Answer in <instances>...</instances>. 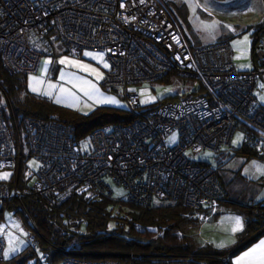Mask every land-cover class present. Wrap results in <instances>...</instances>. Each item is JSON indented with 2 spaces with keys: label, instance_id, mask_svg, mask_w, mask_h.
Here are the masks:
<instances>
[{
  "label": "built area",
  "instance_id": "2783aa9c",
  "mask_svg": "<svg viewBox=\"0 0 264 264\" xmlns=\"http://www.w3.org/2000/svg\"><path fill=\"white\" fill-rule=\"evenodd\" d=\"M58 50L72 56L104 52L109 68L101 86L124 89L125 111L138 118L95 129L80 142L73 126L55 121L24 118L10 128L0 89V172L17 168V181L23 162L33 158L39 163L35 183L23 193L17 183L0 182V204L32 192L53 206L81 190L113 200L110 180L124 188L121 200L129 204L150 208L178 202L198 213V220H209L225 191L215 169L195 158L230 147L238 129L242 144L264 154V107L253 94L264 76V35L253 45V69L238 71L228 42L191 47L160 0H0V66L6 72L27 77ZM172 76L189 80L195 90L136 112L138 95L126 88ZM174 132L178 143L169 146L166 139ZM259 208L264 203L252 210L254 216ZM26 238L37 264H124L74 256L51 263L45 254L38 257L35 240ZM5 248L2 232L0 262ZM219 261L226 264L229 256ZM150 264L205 263L193 256H169Z\"/></svg>",
  "mask_w": 264,
  "mask_h": 264
},
{
  "label": "trees",
  "instance_id": "16d2710c",
  "mask_svg": "<svg viewBox=\"0 0 264 264\" xmlns=\"http://www.w3.org/2000/svg\"><path fill=\"white\" fill-rule=\"evenodd\" d=\"M160 1L164 4L162 0ZM168 12L189 45L183 28L169 10ZM263 34L264 24L254 27L252 58L253 45ZM0 89L7 99L3 112L6 124L10 128L14 122L20 126L24 118L55 121L73 126L74 139L80 142L95 129L105 125H129L138 118L134 113L107 107L97 109L89 116H81L75 111L54 105L44 97L29 93L26 88V76L10 74L1 66ZM156 105L158 104L149 108ZM7 109L11 110L10 115L6 112ZM228 148L214 153L217 154L219 166L225 159L230 160L235 157L244 158L246 161L257 159L264 162V154L244 144L234 150H227ZM197 163L211 167L206 163ZM213 169L218 174V168ZM218 181L223 188L219 179ZM16 183L19 184L15 177V180L10 181L9 184L14 186ZM227 195L225 191L223 203L227 202ZM262 203L264 202L246 206L245 228L239 237V244H243L264 229V209L259 208L256 216L252 214V210ZM4 209H12L16 216L23 217L24 223L34 233L33 239L38 251L47 255L51 263L59 262L68 256L86 261L112 259L124 264H150L154 260L169 256L178 258L193 256L205 264H222L219 259L229 253L196 248L187 231L197 224L198 219L191 210L178 202L157 203L146 208L123 200L93 197L86 190H81L75 192L65 202L45 206L32 192H29L20 199H11L0 204V220ZM258 238H254L251 243L239 249L237 254ZM34 257H36L35 252L27 246L21 254L0 264H25L28 259ZM226 264H230V261Z\"/></svg>",
  "mask_w": 264,
  "mask_h": 264
},
{
  "label": "rangeland",
  "instance_id": "374dc122",
  "mask_svg": "<svg viewBox=\"0 0 264 264\" xmlns=\"http://www.w3.org/2000/svg\"><path fill=\"white\" fill-rule=\"evenodd\" d=\"M162 1L183 28L191 47L214 44L222 38H226L231 47L233 62L237 70L250 71L253 69L252 31L254 26H258L257 24L264 18V0ZM59 52H61L59 58L49 57L42 60L39 70V75L42 78L47 75V68L54 69L56 66L59 70L57 78H61L68 71L81 77L91 78L92 74L85 70V64L88 63L104 69L109 67L104 52L84 50L80 57L76 58L78 61L64 54L62 50ZM53 73L50 72V74ZM191 86L192 82L189 80L172 76L152 84L130 85L126 90L138 95L140 103V107L136 109L138 112L161 102L176 101L187 97L195 90ZM102 89L105 93L114 96L118 108L124 109L126 103L124 89L120 87L104 88L103 86ZM253 94L256 102L264 107V77L256 83ZM100 108L106 107H94L91 103L86 102L83 104L82 111L75 112L81 116H89ZM166 143L169 146L176 145L178 143L177 133L169 135ZM242 143L243 132L238 129L234 132L227 150H234ZM195 161L218 168L217 177L219 176L218 179L228 195L227 202L220 203L219 209L212 213L209 220H197V224L188 230L187 234L196 248L209 249L217 253L229 252L227 256H230V253L242 245L239 244V237L245 228L246 206L264 202V162L257 159L246 161L244 158L235 157L230 160L225 159L219 166L217 154L209 151L197 156ZM38 168L39 163L33 158L22 163L17 180L18 191L23 193L24 184L31 187L35 183ZM25 172L29 175L27 179L24 175ZM16 174L17 168L4 170L0 172V182L10 183L15 180ZM107 183L113 192V200H121L125 193L124 188L116 186L110 180H107ZM197 214L194 213L196 219H198ZM237 219L241 226L239 230L233 231L236 228ZM2 232H4L6 240V248L3 252V258L6 261L26 250L28 243L25 242V238L27 237V241L32 240L34 234L32 229L24 223L23 217L16 216L12 209H4L0 220V233ZM263 244L264 238H258L238 254L230 256V264L240 263L241 260L244 264H259L260 257L264 256V250L259 249ZM253 249H257V251L248 255L253 253ZM37 255L40 258L43 257L40 251L37 252ZM247 257L248 259L245 261ZM36 260V257L28 259L25 264H35Z\"/></svg>",
  "mask_w": 264,
  "mask_h": 264
},
{
  "label": "crops",
  "instance_id": "0c3cea01",
  "mask_svg": "<svg viewBox=\"0 0 264 264\" xmlns=\"http://www.w3.org/2000/svg\"><path fill=\"white\" fill-rule=\"evenodd\" d=\"M262 24H264V18L257 25L259 26ZM222 40L228 42L226 38H222ZM59 51L58 52L55 51L53 56L50 55L45 58H49V57H51L52 59L59 58L61 56V52ZM64 54L69 55L70 58L72 57L74 59L80 57V55L74 57L66 52H64ZM76 60L78 61V59ZM41 63L36 73L26 77V88L29 93L36 96L44 97L48 99L50 102H52L54 105L76 112L82 111L83 104L86 102L91 103L92 106L94 107L104 106L107 108L125 110V107H123L124 109L120 107L118 108L116 104L117 101L116 99H114V96L110 95L109 93H105L100 84L104 74L107 72L109 67L107 69H104L102 67L93 66L92 63H88L85 64L86 67L85 70L88 73L92 74L91 78L81 77L79 75L73 74L70 71L64 73L61 78L60 77L57 78L59 70L56 66V68L54 69L47 68V75L42 78V76L39 75ZM50 72L51 73L54 72V73L50 74ZM47 80L52 82H48ZM33 88H35L36 91H33L32 90ZM262 237L264 238V234L261 236V238ZM259 249L264 250V244L261 247H259ZM247 259L248 257L245 259V261ZM235 264H244V263L243 260H241L240 263H235Z\"/></svg>",
  "mask_w": 264,
  "mask_h": 264
},
{
  "label": "water",
  "instance_id": "95a60500",
  "mask_svg": "<svg viewBox=\"0 0 264 264\" xmlns=\"http://www.w3.org/2000/svg\"><path fill=\"white\" fill-rule=\"evenodd\" d=\"M263 234H264V229L261 230L260 232H258L253 238L249 239L248 241H246L245 243L240 245L236 250H234L232 253H230V256L235 255L239 249H241L243 246H246L247 244L251 243V241L254 238H258V237L262 236Z\"/></svg>",
  "mask_w": 264,
  "mask_h": 264
},
{
  "label": "snow or ice",
  "instance_id": "6c2138e0",
  "mask_svg": "<svg viewBox=\"0 0 264 264\" xmlns=\"http://www.w3.org/2000/svg\"><path fill=\"white\" fill-rule=\"evenodd\" d=\"M105 66L107 67V65H105ZM32 90H33V91H36L35 88H33ZM45 94H47V93H45ZM112 102H114V101H112ZM240 226H241V225H240V221L237 219V221H236V228H234L233 231L239 230ZM252 251H253V253H254V252L257 251V249H253ZM251 254H252V253H249L248 255H251ZM259 264H264V256H261V257H260V259H259Z\"/></svg>",
  "mask_w": 264,
  "mask_h": 264
}]
</instances>
